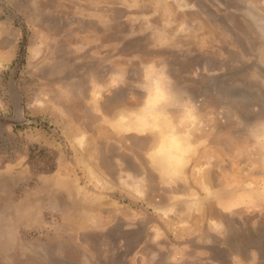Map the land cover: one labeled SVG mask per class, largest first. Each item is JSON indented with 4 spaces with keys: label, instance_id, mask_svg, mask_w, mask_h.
Listing matches in <instances>:
<instances>
[{
    "label": "rangeland",
    "instance_id": "1",
    "mask_svg": "<svg viewBox=\"0 0 264 264\" xmlns=\"http://www.w3.org/2000/svg\"><path fill=\"white\" fill-rule=\"evenodd\" d=\"M0 264H264V0H0Z\"/></svg>",
    "mask_w": 264,
    "mask_h": 264
},
{
    "label": "bare ground",
    "instance_id": "2",
    "mask_svg": "<svg viewBox=\"0 0 264 264\" xmlns=\"http://www.w3.org/2000/svg\"><path fill=\"white\" fill-rule=\"evenodd\" d=\"M151 71V70H150ZM156 72H154V75H155ZM153 76V75H151ZM156 76V75H155ZM159 78V77H158ZM160 79V78H159ZM166 98V94L164 92V89L162 87V84L161 82L158 80V82H156V85H155V90H154V93H152L150 95V103H149V106H152V107H157L159 105V103ZM163 103V102H162ZM158 109V108H156ZM155 109V110H156ZM126 120V119H125ZM124 122V121H123ZM126 122V121H125ZM128 122V121H127ZM126 122V123H127ZM122 123V121L120 122ZM126 123H125V126H126ZM129 123V122H128ZM123 124V123H122ZM137 124V123H136ZM147 121L145 118H142L141 119V122L139 125H137V128L139 129H144L146 126H147ZM131 124H129L128 127H130ZM133 125V124H132ZM135 126V125H134ZM127 127V128H128ZM158 127V124L156 123L155 124V128ZM121 128V127H120ZM134 128V127H133ZM135 129V128H134ZM175 129V128H174ZM171 130V129H170ZM170 130H163L162 133L164 134V144L163 146L161 147V156L165 158V160L167 161H171L172 164H174V166L172 165V167H174L173 170H175V173H180L181 169H183V167L185 166L186 163V159L188 160V152L189 149H190V146L189 148H187L185 146V140L183 137H180L178 136V132H174V130L170 131ZM170 131V132H169ZM75 143L81 145L83 143V137H78V138H75L74 139ZM186 145H188L186 143ZM192 145V144H191ZM188 154V156H187ZM155 156V154H154ZM153 156V157H154ZM158 159V158H156ZM159 161V159H158ZM162 161V160H161ZM170 163V162H169ZM168 164V163H167ZM170 166V164H168ZM90 166V165H89ZM91 172V171H90ZM89 172V173H90ZM171 172V171H170ZM91 175H92V172H91ZM100 181V179H99ZM100 183V182H99ZM103 183V182H102ZM101 183V184H102ZM137 191V190H136ZM138 195H140L139 193L140 192H137ZM142 195V194H141ZM163 211V210H162Z\"/></svg>",
    "mask_w": 264,
    "mask_h": 264
},
{
    "label": "water",
    "instance_id": "3",
    "mask_svg": "<svg viewBox=\"0 0 264 264\" xmlns=\"http://www.w3.org/2000/svg\"><path fill=\"white\" fill-rule=\"evenodd\" d=\"M14 101H15V103H16V107L18 108V109H20V105H19V99H18V97L14 94Z\"/></svg>",
    "mask_w": 264,
    "mask_h": 264
},
{
    "label": "trees",
    "instance_id": "4",
    "mask_svg": "<svg viewBox=\"0 0 264 264\" xmlns=\"http://www.w3.org/2000/svg\"><path fill=\"white\" fill-rule=\"evenodd\" d=\"M54 166H55V165H53V167H52V168H55Z\"/></svg>",
    "mask_w": 264,
    "mask_h": 264
}]
</instances>
